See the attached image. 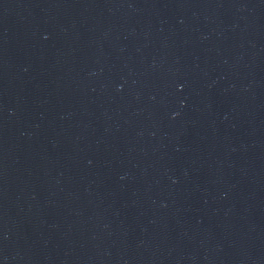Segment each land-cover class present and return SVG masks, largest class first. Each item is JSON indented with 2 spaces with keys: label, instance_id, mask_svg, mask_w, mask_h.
<instances>
[{
  "label": "water",
  "instance_id": "water-1",
  "mask_svg": "<svg viewBox=\"0 0 264 264\" xmlns=\"http://www.w3.org/2000/svg\"><path fill=\"white\" fill-rule=\"evenodd\" d=\"M0 264H264V0H0Z\"/></svg>",
  "mask_w": 264,
  "mask_h": 264
}]
</instances>
